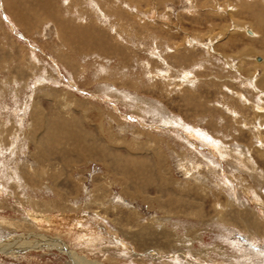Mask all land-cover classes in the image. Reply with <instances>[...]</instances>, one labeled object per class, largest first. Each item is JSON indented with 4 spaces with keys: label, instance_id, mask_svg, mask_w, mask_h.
<instances>
[{
    "label": "rangeland",
    "instance_id": "1",
    "mask_svg": "<svg viewBox=\"0 0 264 264\" xmlns=\"http://www.w3.org/2000/svg\"><path fill=\"white\" fill-rule=\"evenodd\" d=\"M262 11L0 0V264H264Z\"/></svg>",
    "mask_w": 264,
    "mask_h": 264
},
{
    "label": "bare ground",
    "instance_id": "2",
    "mask_svg": "<svg viewBox=\"0 0 264 264\" xmlns=\"http://www.w3.org/2000/svg\"><path fill=\"white\" fill-rule=\"evenodd\" d=\"M128 5V4H127ZM97 8V7H96ZM234 10V9H233ZM236 10V9H235ZM263 12V14H264V11H262ZM261 12H259V14H260ZM248 14V13H247ZM247 16V15H246ZM250 16H252V17H256V13L254 12V13H251L250 14ZM258 17H260V16H258ZM259 20H261L260 18L259 19H257L256 21H255V23H254V26H255V28L254 29H252V30H250L249 28H245V31H247V32H249V33H251V35L252 36H254V37H256L257 35H258V37L260 38V40L258 41L262 46H263V48H264V19L263 20H261V22L259 21ZM239 26V25H238ZM233 30V29H232ZM117 33V32H116ZM258 33H260V34H258ZM251 36V37H252ZM253 37V38H254ZM257 37V38H258ZM256 38V39H257ZM248 51V50H247ZM223 54V53H222ZM249 54V53H248ZM139 56V55H138ZM249 56V55H248ZM247 57V56H246ZM222 58V57H221ZM246 59V58H245ZM261 59V58H260ZM231 60V59H230ZM232 62V61H231ZM259 62H261V61H259ZM255 64H259V63H256V62H254ZM262 65H263V70H264V60L262 61V63H261ZM256 65V66H257ZM261 65V66H262ZM255 66V65H254ZM112 75V74H111ZM187 77V76H186ZM247 79V78H246ZM245 80V79H244ZM263 80H264V78H262L261 79V81L263 82ZM246 81V80H245ZM113 82V81H112ZM243 82V81H242ZM242 82H241V84H242ZM124 83H125V81H124ZM247 83V82H246ZM261 83V82H260ZM124 85V84H123ZM114 88V87H113ZM116 89V88H115ZM256 89V88H255ZM119 90H120V87H119ZM259 90H261L260 88H259ZM117 92V91H116ZM123 92V91H122ZM121 92V93H122ZM262 93H263V91H261ZM261 92H259V94L261 93ZM127 93V92H126ZM258 94V95H259ZM124 96H125V98H126V96L127 95H125L124 94ZM237 96V95H236ZM242 96V95H241ZM133 97V96H132ZM238 97V96H237ZM246 99V98H245ZM257 99V98H256ZM244 100V99H243ZM245 101V100H244ZM247 101V100H246ZM260 101V100H259ZM262 101V100H261ZM243 102V101H242ZM246 103V102H245ZM231 107V106H230ZM245 108V107H244ZM256 108V107H255ZM258 108V110H263V112H261V115H262V113H263V115H264V107L263 106H261V103H260V106L259 107H257ZM69 109V108H68ZM235 109V108H234ZM255 110V109H254ZM253 110V111H254ZM235 111V110H234ZM256 111V110H255ZM68 112V111H67ZM257 112V111H256ZM72 114V113H71ZM238 114V113H237ZM259 114V113H258ZM235 120H236V116H235ZM171 122V121H170ZM100 124V123H99ZM101 127V126H100ZM99 127V128H100ZM104 127H105V125H104ZM247 127V126H246ZM259 127V126H258ZM190 128V127H189ZM105 130H106V128H104ZM103 129V130H104ZM186 129V128H185ZM87 130V129H86ZM104 130V131H105ZM187 130H188V127H187ZM260 130V129H259ZM258 130V131H259ZM100 131H102V130H100ZM189 131H190V133L191 134H193V135H201L203 138H204V140L203 141H208V143L210 144V145H214V147L213 148H215L216 150H218L219 152L220 151H223V147H222V143H221V141L219 140V139H216V138H212L211 136H209L208 134H206L205 132H203V133H205V134H201V131H199V130H197V129H195V128H192L191 127V129H189ZM106 132V131H105ZM108 132V131H107ZM103 134V133H102ZM104 135H106V134H104ZM192 135V136H193ZM196 138V137H195ZM201 138V137H200ZM108 139H109V137H108ZM202 139V138H201ZM110 140V139H109ZM200 141V140H199ZM190 142V141H189ZM202 142V141H201ZM110 143V142H109ZM205 143V142H204ZM260 144V143H259ZM120 146V145H119ZM262 146L264 147V145L262 144ZM229 147V146H228ZM261 147V146H260ZM223 148V149H222ZM262 148V147H261ZM260 149V148H259ZM225 150V149H224ZM224 152V151H223ZM259 152V151H258ZM248 153V152H247ZM246 153V154H247ZM241 154V153H240ZM243 154V153H242ZM249 154V153H248ZM246 155L247 156V159L249 160V162H251V163H249V165L251 166V169L252 170H256V166L255 165H253L254 163H253V160H252V158H251V156H249V155ZM259 154H260V152H259ZM227 155V154H226ZM242 156H244V155H242ZM238 157H239V154H238ZM160 159V158H159ZM121 161V160H120ZM137 163V162H136ZM246 164V163H245ZM250 171V170H249ZM257 173V172H256ZM261 174V173H260ZM260 174H258V175H260ZM118 177V176H117ZM262 178V177H261ZM100 190V189H99ZM32 202H34L35 204H36V202L34 201V200H32ZM230 203V201L228 202V204ZM255 203H257V202H255ZM37 205V204H36ZM217 205V204H216ZM223 206V205H222ZM260 206L262 207V204H260ZM263 210H264V208H262ZM221 211V212H225V210L222 208V209H218L217 211ZM261 211V210H260ZM221 212H218L217 213V215L220 217V215H223V213H221ZM249 212V211H248ZM247 212V213H248ZM250 212H251V210H250ZM263 212V211H262ZM262 212H260L261 214H262ZM226 213V212H225ZM224 213V214H225ZM230 212H228V214H229ZM246 213V214H247ZM238 214V213H237ZM243 213H239L238 214V218L241 220V217L242 218H244L243 216H241ZM264 214V213H263ZM226 215V214H225ZM248 215V214H247ZM40 216V215H39ZM244 216H245V214H244ZM254 216V215H253ZM33 217H37L38 218V216H35V215H33ZM41 217H44V216H41ZM41 217H39V218H41ZM47 217V216H46ZM224 217V216H223ZM236 217V216H235ZM254 218H255V216H254ZM214 219V218H213ZM223 219V218H222ZM221 219V220H222ZM252 219V218H251ZM257 219V218H256ZM39 220V219H38ZM172 220V219H171ZM241 221H243V220H241ZM225 222V221H224ZM227 223V222H226ZM228 223H230V221L228 222ZM246 223H247V221H246ZM260 223H261V220L259 221V220H252L251 221V225L253 226V227H255V228H257V227H260L259 225H260ZM250 224V223H249ZM262 224H263V222H262ZM245 225V224H244ZM247 228L245 227V230H246ZM30 230V229H29ZM261 230H263V229H261ZM259 231V230H258ZM257 231V232H258ZM33 233V232H32ZM166 236V235H165ZM21 239V238H20ZM19 239V240H20ZM56 239V238H55ZM7 240V239H6ZM12 240V239H11ZM50 240V239H49ZM168 242V241H167ZM19 242H2L1 244H0V252H3V253H7V254H13V255H15L17 252H18V250H24V249H27V247L28 246H33V247H36V245H33V243H31L30 242V245H29V243L27 242L26 244H21V243H19ZM44 243V242H43ZM27 244H28V246H27ZM61 245H62V243H61ZM172 246V245H171ZM254 246V245H253ZM57 247H59V246H57ZM15 248V249H14ZM255 249H257V248H254V250ZM68 250V249H67ZM63 251H66V250H63ZM261 251V250H260ZM70 252L71 251H69V252H66V253H69L70 254ZM262 252V251H261ZM72 254V253H71ZM181 255H183L184 256V252H181ZM70 257H71V261L73 262L75 259H77V260H80L81 258H82V260H83V262H86L87 264H90V260H87L86 258H84V257H82L81 256V258H80V256H77V255H70ZM91 264H92V262H91Z\"/></svg>",
    "mask_w": 264,
    "mask_h": 264
}]
</instances>
